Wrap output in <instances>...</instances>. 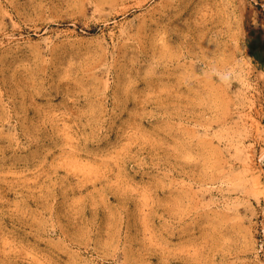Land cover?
<instances>
[{
    "label": "rangeland",
    "instance_id": "374dc122",
    "mask_svg": "<svg viewBox=\"0 0 264 264\" xmlns=\"http://www.w3.org/2000/svg\"><path fill=\"white\" fill-rule=\"evenodd\" d=\"M0 264H264V0H0Z\"/></svg>",
    "mask_w": 264,
    "mask_h": 264
}]
</instances>
